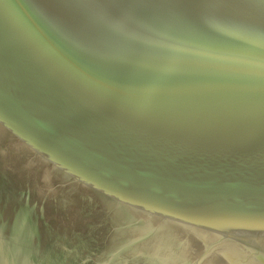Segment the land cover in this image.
Here are the masks:
<instances>
[{
	"label": "water",
	"instance_id": "1",
	"mask_svg": "<svg viewBox=\"0 0 264 264\" xmlns=\"http://www.w3.org/2000/svg\"><path fill=\"white\" fill-rule=\"evenodd\" d=\"M0 264H264V0H0Z\"/></svg>",
	"mask_w": 264,
	"mask_h": 264
}]
</instances>
